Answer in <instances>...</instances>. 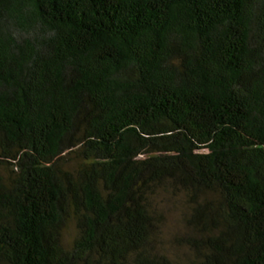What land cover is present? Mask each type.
Returning a JSON list of instances; mask_svg holds the SVG:
<instances>
[{
	"label": "trees",
	"instance_id": "1",
	"mask_svg": "<svg viewBox=\"0 0 264 264\" xmlns=\"http://www.w3.org/2000/svg\"><path fill=\"white\" fill-rule=\"evenodd\" d=\"M0 264H264V0H0Z\"/></svg>",
	"mask_w": 264,
	"mask_h": 264
},
{
	"label": "rangeland",
	"instance_id": "2",
	"mask_svg": "<svg viewBox=\"0 0 264 264\" xmlns=\"http://www.w3.org/2000/svg\"><path fill=\"white\" fill-rule=\"evenodd\" d=\"M161 206L165 211L166 222L163 227V234L161 238V244L165 246L168 251L178 260L183 261L187 258L188 252L185 248H179L172 246L170 241L172 237L183 229L182 226V213L187 210V205L182 196L179 195H166V202L160 201ZM74 235V227L69 225L64 233V239L66 243L72 240Z\"/></svg>",
	"mask_w": 264,
	"mask_h": 264
}]
</instances>
